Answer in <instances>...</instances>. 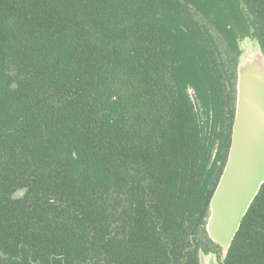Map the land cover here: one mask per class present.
<instances>
[{
    "label": "trees",
    "instance_id": "16d2710c",
    "mask_svg": "<svg viewBox=\"0 0 264 264\" xmlns=\"http://www.w3.org/2000/svg\"><path fill=\"white\" fill-rule=\"evenodd\" d=\"M250 25L264 0H0V264H198ZM225 264H264V183Z\"/></svg>",
    "mask_w": 264,
    "mask_h": 264
},
{
    "label": "water",
    "instance_id": "95a60500",
    "mask_svg": "<svg viewBox=\"0 0 264 264\" xmlns=\"http://www.w3.org/2000/svg\"><path fill=\"white\" fill-rule=\"evenodd\" d=\"M249 27V33L237 35L234 51L225 54L234 66L232 131L225 164L203 217L200 232L208 248L199 243L198 264H225L241 221L264 183V49L253 26ZM187 92L194 103L193 88L189 86ZM26 191L27 187L19 188L11 197L21 198ZM0 256L8 257L1 249Z\"/></svg>",
    "mask_w": 264,
    "mask_h": 264
},
{
    "label": "flooded vegetation",
    "instance_id": "af4514ba",
    "mask_svg": "<svg viewBox=\"0 0 264 264\" xmlns=\"http://www.w3.org/2000/svg\"><path fill=\"white\" fill-rule=\"evenodd\" d=\"M26 193V192H25ZM24 193V194H25ZM57 221H58V223L59 222H61V219L60 218H58L57 217V219H56ZM119 222H116V220L115 221H112V220H104L103 222H101V227H100V238H101V240L104 242L105 240H107L109 237H122V232H120V230L119 229H121L120 227H119V224H118ZM87 226V229H89V232H87V233H85V235L87 236V238L88 239H90L91 240V236L93 235V232L90 230V228H91V226L88 224V225H86ZM58 228H60V227H58ZM40 229H42V230H44L45 229V231H50L49 229H48V227L46 226V225H42L41 227H40ZM85 230H86V227H85ZM114 230V231H113ZM110 231V232H109ZM200 231H201V228H200ZM82 234H84V233H82ZM58 237H60V234H58L57 235ZM198 237H199V241L200 240H203L204 242H206V239H204V236L201 234H198L197 235ZM197 237V238H198ZM86 245L87 244H81L80 245V249H82L83 247L85 248V250H83L82 251V253L83 254H88V255H91V253L89 252V250L91 249L89 246L88 247H86ZM194 246H196V244L194 245L193 244V247ZM52 256H59V255H54V254H51ZM102 255L103 256H105V251L103 250V253H102ZM86 260L87 261H89L90 259H89V257H87L86 258ZM102 262H103V264H107V262L105 261V259H102ZM85 263V262H84ZM90 264H93V262L92 261H90Z\"/></svg>",
    "mask_w": 264,
    "mask_h": 264
},
{
    "label": "rangeland",
    "instance_id": "374dc122",
    "mask_svg": "<svg viewBox=\"0 0 264 264\" xmlns=\"http://www.w3.org/2000/svg\"><path fill=\"white\" fill-rule=\"evenodd\" d=\"M225 62L227 64V66L230 65V64H232L231 60L228 57H227V60ZM233 68H234V66H233Z\"/></svg>",
    "mask_w": 264,
    "mask_h": 264
}]
</instances>
